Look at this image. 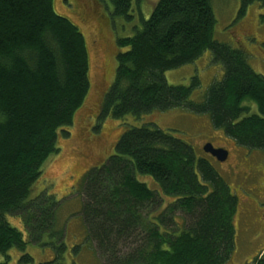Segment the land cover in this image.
I'll use <instances>...</instances> for the list:
<instances>
[{
    "label": "trees",
    "instance_id": "1",
    "mask_svg": "<svg viewBox=\"0 0 264 264\" xmlns=\"http://www.w3.org/2000/svg\"><path fill=\"white\" fill-rule=\"evenodd\" d=\"M108 1L113 16L134 21L130 0ZM254 3L264 0H240L238 17ZM138 16L141 27L116 39L125 51L116 55L113 82L94 115L101 127L106 118L140 119L182 109L208 116L236 146L264 151V76L252 70L241 49L214 40L211 0H158L147 20ZM206 51L223 76L201 101H193L197 78L188 86L169 85L164 73L194 63ZM88 71L84 38L54 11L53 0H0V255L5 258L0 264H7L12 248L23 253L20 262H32L7 216L21 220L33 244L43 235L59 236L52 233L55 197L30 194L44 164L59 152L58 135H68L85 103ZM251 104L257 113H251ZM113 147L80 186L82 224L101 264L231 260L238 199L207 158L148 125L125 128ZM138 175L149 177L154 188ZM121 248L126 253L120 254ZM58 258L41 264H56ZM251 262L264 264V258Z\"/></svg>",
    "mask_w": 264,
    "mask_h": 264
},
{
    "label": "rangeland",
    "instance_id": "2",
    "mask_svg": "<svg viewBox=\"0 0 264 264\" xmlns=\"http://www.w3.org/2000/svg\"><path fill=\"white\" fill-rule=\"evenodd\" d=\"M130 2L135 18L127 23L112 15L108 0H53L54 11L76 26L84 38L90 88L68 135H58L59 152L44 164L40 179L30 194V198L43 192L55 197L58 209L52 233L59 236L54 239L43 235L39 244H33L21 220L6 217L8 223L22 234L24 253L32 259L26 264L47 263L57 255L56 264H101L82 224L80 186L86 172L102 166L113 153V146L125 128L143 125L178 137L191 146L197 158L205 157L211 162L238 198V210L234 217L235 250L227 264H252L251 261L259 255L264 258V197L260 194V191L264 193V151L236 146L221 130L211 126L208 116L182 109L152 113L140 119L132 116L121 121L106 118L102 127L97 115L94 116L99 111L103 94L113 82L116 55L125 51L117 47L116 39L131 37L134 28L141 27L139 12L147 20L158 0ZM211 8L216 21L214 40L241 49L252 70L264 76V5L254 3L240 17V0H211ZM222 76L221 66L212 62L209 51L192 64L164 73L169 85L188 86L194 77L197 78L199 87L192 94L193 101H201L210 84L221 80ZM251 113H257L252 104ZM207 143L226 150L229 153L226 162L219 163L205 154L203 146ZM137 179L154 188L149 177L138 175ZM252 185L257 187L251 188ZM157 210L158 207L154 208L155 212ZM181 217L179 212L175 213L178 225L182 222ZM60 245L62 249H59ZM124 249H120V254L126 253ZM22 254L15 248L10 249L6 263L23 264L20 262ZM3 262L5 258L0 255V263Z\"/></svg>",
    "mask_w": 264,
    "mask_h": 264
},
{
    "label": "water",
    "instance_id": "3",
    "mask_svg": "<svg viewBox=\"0 0 264 264\" xmlns=\"http://www.w3.org/2000/svg\"><path fill=\"white\" fill-rule=\"evenodd\" d=\"M203 151L206 154H208V155L212 156L213 158H215L217 160V162H219V163H224L226 161V159H227V156H228L227 151H225V150H223L221 148L220 149H214L212 147V145L209 144V143L205 144L203 146Z\"/></svg>",
    "mask_w": 264,
    "mask_h": 264
},
{
    "label": "flooded vegetation",
    "instance_id": "4",
    "mask_svg": "<svg viewBox=\"0 0 264 264\" xmlns=\"http://www.w3.org/2000/svg\"><path fill=\"white\" fill-rule=\"evenodd\" d=\"M213 148L218 149V148H220V147H214V146H213ZM228 154H229V153H228ZM227 159H228V156H227ZM227 159H226V160H227ZM225 162H226V161H225ZM253 187H257V185H252L251 188H253ZM260 194L264 197V193H262V192L260 191ZM237 199H238V198H237ZM237 210H238V207H237ZM261 257L263 258V256H260L259 258H261Z\"/></svg>",
    "mask_w": 264,
    "mask_h": 264
}]
</instances>
